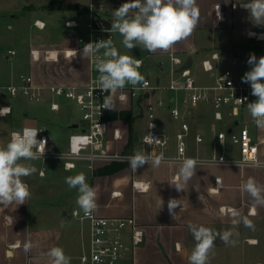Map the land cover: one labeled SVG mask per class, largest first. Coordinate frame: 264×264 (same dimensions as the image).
I'll list each match as a JSON object with an SVG mask.
<instances>
[{"label":"crops","instance_id":"1","mask_svg":"<svg viewBox=\"0 0 264 264\" xmlns=\"http://www.w3.org/2000/svg\"><path fill=\"white\" fill-rule=\"evenodd\" d=\"M63 1L71 2L72 6L38 10V6L49 3L50 0H25L24 8L16 9L7 0H0V107L10 106L11 109L6 116H0V147L7 145L13 131L24 126L45 124L51 145L59 151H65L70 134L81 124L73 116L64 114L65 106L71 103L69 99L58 98L60 109L52 110L49 103L51 95L41 102L29 104L26 98L12 97L5 89V86L22 72L32 74L38 83L46 85H83L88 82L89 55L85 56L81 51L73 57L60 55V58L55 61L45 59L42 53L39 59H35L31 49L36 48L31 47L39 42L36 41L35 36L30 35L29 30L24 31L23 25L29 18L41 19L46 23L45 28L49 29L56 24L55 34L61 33L55 38L52 47L60 49L78 46L77 36L83 28L68 27L65 21L78 17L88 0ZM241 2L243 0H197L200 10L197 27L187 39L177 42L172 47L184 58V64L191 59L190 67L199 82L213 81L212 73L204 69L205 59H211L215 66L214 72L218 73L227 67L243 71L250 70L244 65V60L253 53L257 58L264 56V39L248 35L249 32L264 34V25H254L249 12L240 6ZM31 6L32 9L29 10L28 7L31 8ZM218 6H220L222 19H218L216 15ZM72 10H74V16L69 15ZM59 21L62 24H58ZM199 31L205 34L201 40L197 39ZM122 41V36L113 41L118 51L133 57L145 56L147 70L155 66L159 71L155 74L156 78L158 75L163 78L162 74L165 76L170 62L167 51L149 52L142 46L129 50L124 47ZM9 49L17 50L12 61L8 60ZM215 52L218 53L217 58L212 57ZM196 59L197 65L202 68L207 78L194 72L193 66ZM158 95L171 99L173 92L159 91ZM21 100L26 101L27 104L21 105L19 103ZM111 105V110H132L136 117L133 123V134L127 119L108 117L109 148L127 152V144L133 135L134 148L131 152H140V139L146 129L143 105L141 106L140 103L135 105L129 99L120 100L117 91L111 94ZM248 114L246 107L245 116ZM196 117L197 128L205 138L202 144L207 145L200 153L201 155H207L213 151L220 152L216 131L223 127L230 131L243 119V115L227 113L226 118L219 122L214 118L212 108L207 105H201V110ZM159 121L162 126L171 128L173 125L167 111L159 114ZM249 125L253 133L264 135V130L259 129L256 124L249 122ZM115 128L121 131L119 139L113 136ZM260 157L264 160L263 150L260 151ZM33 162L30 163L33 164ZM60 164L64 168V165ZM105 165L108 164H99L93 171L85 164H79L74 169L79 168L85 175L87 183L96 188V211L99 215L133 216L144 231L143 242L134 250L130 249L121 264H189L188 257L196 243L188 228L189 223L203 225L219 233L225 230H233L234 233L242 232V240L248 241L244 254V249L239 251L236 243L225 244L217 236L207 263L212 259L221 262L225 257L227 264H239V257H247L249 261L246 264H264V261L255 259V253L252 251L255 248H261V237L264 239V205L255 204L253 198L242 188L249 177L264 186V167L200 164L185 190L178 192L174 185L178 182L179 163L162 162L159 167H152L145 163L135 171L129 163H125L114 173H96L98 168ZM42 169L46 172L45 166L37 168L38 175L41 177L45 176V173L40 174ZM64 170L67 169L64 168ZM34 175L36 173L22 178L31 192L26 203L0 205V264H49L46 253L52 247H61L65 255L71 258L70 264H80V257L88 243V233L82 231L78 220L73 228L67 220L73 208H80L76 203L78 189L72 197L73 201L72 199L70 201V210L65 207L63 200L52 203L47 199L42 201L38 198L37 208L32 211L30 209L31 183ZM217 178H219V184H217ZM37 191L40 193L39 188ZM170 198L180 201V206L174 209L176 219H173L168 211ZM161 200L164 202L162 207ZM232 210H236L238 215L234 217ZM244 217L252 221V227L244 225ZM233 220L236 221L235 225ZM231 239L234 240L233 236ZM25 242L33 245L27 253L23 250ZM261 250L264 256V243Z\"/></svg>","mask_w":264,"mask_h":264},{"label":"built area","instance_id":"2","mask_svg":"<svg viewBox=\"0 0 264 264\" xmlns=\"http://www.w3.org/2000/svg\"><path fill=\"white\" fill-rule=\"evenodd\" d=\"M127 0H88L82 8L80 15L65 21L68 27H82L77 36L78 46L65 48H48L46 50L32 49L31 53L35 59H39L43 53L45 59L57 61L60 55L65 57L77 56L83 50L85 44L101 39L111 38L115 41L119 36L118 32H112L113 12ZM134 15V13H130ZM109 25H108V23ZM34 25L43 29L45 21L36 19ZM260 34H257L259 36ZM124 55V52L118 51ZM8 60L12 61L17 54L16 49H9ZM169 66L165 72L166 82L158 75L151 77L147 73L145 56L136 55L134 58L143 61L139 68L140 73L148 81V87L138 85L133 88L127 85L122 90H117L118 97H126L123 100H130L143 105L146 119V129L140 139V147L145 155L153 157L164 156V163H179L185 158H195L206 165H237V162L252 159L264 163L260 157V151H264V135L253 133L249 122H254L250 113L245 116L247 104L253 102L256 97L251 95L250 85L243 83L241 77L246 71L236 70L232 67L222 69L215 73V66L211 59L203 61L204 69L212 73L213 81L201 83L194 75L191 67H184V58L178 55L172 48L167 51ZM97 57L103 59V50L95 55H89L90 77L83 85L65 84H40L30 73L22 72L13 81L5 86V89L12 97H24L29 101L41 102L51 95L49 100L52 110L60 109L58 98L64 97L77 104L82 112L83 123L70 134L67 149L59 151L51 145L50 137L45 124L24 126L13 132H21L25 127L42 128L38 133V139H46V151L42 162L49 158L61 159L63 165H73L67 170L76 168L79 164H85L90 170H94L99 164L112 162L128 163V157L136 152H124L112 150L108 146V113L109 109L104 107L105 97L112 93L102 92L98 83L99 73L96 70ZM213 58L218 57L215 52ZM244 60V65L250 69ZM206 65L208 66L206 68ZM159 91H171L173 97L158 95ZM201 105L210 106L214 118L221 122L226 114L243 115L241 123L231 129L223 127L216 131L217 144L220 152L213 151L207 155L197 152L199 146L204 142V134L197 128L196 115L201 110ZM10 107V106H2ZM167 111L171 117L172 127L162 126L159 121V114ZM151 125H154L151 128ZM12 132V133H13ZM152 133L159 138L160 142L147 144L145 137ZM115 139L121 137L119 128L113 132ZM82 137H87L83 142ZM222 137V143L220 138ZM230 145L235 148V153L230 151ZM75 149V150H74ZM255 149V152H253ZM237 154V155H236ZM66 169V168H65ZM42 169L40 174H44ZM97 209V207H96ZM96 209L89 215H85L81 208H73L70 215L80 222L83 232L88 233V243L80 257V264H121L130 249H135L144 240V231L133 216L129 217H105L97 213ZM127 238L129 241H127Z\"/></svg>","mask_w":264,"mask_h":264},{"label":"clouds","instance_id":"3","mask_svg":"<svg viewBox=\"0 0 264 264\" xmlns=\"http://www.w3.org/2000/svg\"><path fill=\"white\" fill-rule=\"evenodd\" d=\"M240 6L249 12L254 25H264V0H247V2L243 0ZM216 15L218 19H222L220 6L216 10ZM113 17L110 30L118 32L123 37L122 43L127 49L142 46L149 52L168 51L177 42L187 39L192 34L199 23L200 10L197 0H127L114 10ZM248 35L264 39V34L257 36L256 33L249 32ZM101 50H103L104 58L97 57L96 70L99 73L97 79L102 92L115 93L127 85L133 88L138 85L148 87V81L139 71L143 61L133 56L120 54L110 37L85 44L82 52L87 56L95 55ZM247 63L251 67L241 77V81L250 85L251 95L256 97L253 102L247 104V109L256 126L264 130V56L257 58L254 53L250 54ZM120 98L123 100L126 97L121 96ZM104 107L112 109L111 95L105 97ZM10 112V107L0 108V116H6ZM153 127L154 125H151V128ZM42 130V128L25 127L21 132H13L7 145L0 147V205L7 206L12 203L22 205L30 198L29 186L22 178L37 172V168L30 163L31 161L44 157L47 140L37 138ZM79 139L87 142V137ZM220 140L222 143V137ZM145 142L155 144L160 140L150 133L148 137H145ZM162 161H164L162 153L153 157L136 152L128 157V163L134 171L145 163L152 167H159ZM201 163L202 161L195 158H185L179 161L178 182L174 185L178 192L185 190ZM237 165L238 167H264V163L254 158L251 163L242 161L237 162ZM71 167L73 165H65L66 169ZM65 182L69 188L78 189L76 203L85 215L92 213L97 207V190L87 183L85 175L80 173L68 176ZM217 184H219V178H217ZM242 188L253 198L255 204L264 205V195H262L264 186L258 184L254 178L249 177ZM163 203L161 200V207ZM178 206H180L178 199H169L168 211L173 219H176L174 209ZM232 215L234 217L238 215L236 210H232ZM243 223L247 227H252V221L247 217L243 218ZM233 224H236L235 220ZM188 228L196 242L188 257L189 264H207L209 253L214 248L217 236L225 244L234 245L236 241L231 237L234 234L238 235L233 230L219 233L203 225L198 226L192 223H189ZM32 247L30 242L23 244L25 253ZM179 248L178 244L177 249ZM46 255L49 257V264H70L71 258L65 255L61 247H52Z\"/></svg>","mask_w":264,"mask_h":264},{"label":"rangeland","instance_id":"4","mask_svg":"<svg viewBox=\"0 0 264 264\" xmlns=\"http://www.w3.org/2000/svg\"><path fill=\"white\" fill-rule=\"evenodd\" d=\"M9 3H11L14 7H16V9H22L24 8L25 5V0H7ZM49 3H42L40 6L37 7L38 10H46V9H51V6L49 5ZM29 10L32 9L28 7ZM70 16H74V10L70 11L69 13ZM27 20V19H26ZM34 21L33 18H29L24 26V31L25 30H29L30 35L35 36L36 41L39 42V44H34V46H32L31 48H39V49H43L46 50L48 48H55L52 47V45L55 42V38L58 37L59 34L61 33H57L55 34V30L56 27H54L56 24H54L52 27H50L49 29L45 28V29H39L34 25ZM58 24H62L61 21H59ZM62 25H60L61 27ZM59 27V28H60ZM67 34V33H66ZM65 34V35H66ZM205 34H202V32H198L197 33V39H202L204 37ZM60 38V37H59ZM58 38V39H59ZM36 45V46H35ZM32 50V49H31ZM193 70L196 74L198 75H206L202 68L200 66L197 65V59L195 61V64L193 66ZM147 73L150 74L151 77H153L155 74L159 73V71L157 70V68L155 66L150 67L147 70ZM163 76V82H166L165 76L162 74ZM81 77V76H80ZM204 78H207V76H204ZM27 100V99H25ZM25 102V103H24ZM27 102L30 104H33V101H28ZM26 101H20L19 103L21 105L27 104ZM70 104L65 106V115L67 116H73L75 118V120L77 122H81L83 123L82 120V112L80 107L75 104V102L70 100ZM18 103V105H19ZM24 125H29V123H24ZM205 146H207L205 143L202 144V147H200V150L198 148L197 152L198 153H202L205 149ZM235 148H233L232 145H230V151H232V153H235L236 151L234 150ZM59 159L56 158H49L47 159L45 162H42L40 159L39 160H35L33 162V165L38 168L40 166H45L46 168V172H45V176L41 177L38 175V170L36 172V175H34V177H32V203H31V207L30 209L33 211V209L35 210L37 208L38 205V198H40L42 201L44 199H47V201L50 202H55V201H65L64 205L66 208H68L69 210L70 208V201L72 199V197L75 195L77 189L76 188H69V186L67 185V183L65 182V178L68 176H75L77 174H80V169H72V170H64L63 166H61L60 163L63 164V161H57ZM60 162V163H58ZM36 188V189H35ZM39 188L40 193L37 191V189ZM73 201V199H72ZM70 227H74L76 219L69 215V217L67 218ZM242 232L238 233V235L234 234L233 238L235 241L238 240V242H236V246L239 248L238 250L241 251L244 249V254H245V249H246V243L248 241H244L242 240ZM128 240V238H127ZM264 243V239L261 237V241H260V247L261 248H255L254 250H252L255 255V259L257 260H261L264 261V256L262 255L263 250L262 249V245ZM249 258L247 257H239V264H246ZM223 264H227V258L223 257L222 261ZM219 260L216 259H212L211 262H208L207 264H218L221 263Z\"/></svg>","mask_w":264,"mask_h":264},{"label":"trees","instance_id":"5","mask_svg":"<svg viewBox=\"0 0 264 264\" xmlns=\"http://www.w3.org/2000/svg\"><path fill=\"white\" fill-rule=\"evenodd\" d=\"M51 8L61 7L65 8V2L63 0H50ZM110 119L123 118L127 119L130 125L131 132L133 134V123L135 121V115H133L132 110H110L108 113ZM132 127V128H131ZM134 148L133 135L130 137L129 143L127 144L126 151L131 152ZM125 165V162H112L111 164L102 166L97 169L96 173H114L120 170Z\"/></svg>","mask_w":264,"mask_h":264},{"label":"water","instance_id":"6","mask_svg":"<svg viewBox=\"0 0 264 264\" xmlns=\"http://www.w3.org/2000/svg\"><path fill=\"white\" fill-rule=\"evenodd\" d=\"M65 6L70 7V6H72V4H71V2H65ZM108 25H109V23H108ZM191 63H192V61H191V59H189L183 66L180 67V69H182L184 67H189L191 65ZM158 79L159 78L157 77L156 80L158 81ZM141 100H142V96L138 99V104L140 103Z\"/></svg>","mask_w":264,"mask_h":264}]
</instances>
